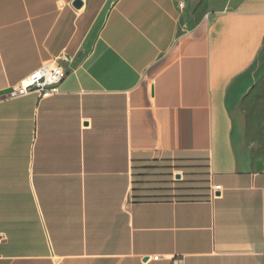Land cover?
<instances>
[{
  "label": "crops",
  "instance_id": "0c3cea01",
  "mask_svg": "<svg viewBox=\"0 0 264 264\" xmlns=\"http://www.w3.org/2000/svg\"><path fill=\"white\" fill-rule=\"evenodd\" d=\"M263 46L264 0H0V93L68 71L0 104V264H264L230 114ZM171 160L206 162L205 194L149 165Z\"/></svg>",
  "mask_w": 264,
  "mask_h": 264
},
{
  "label": "rangeland",
  "instance_id": "374dc122",
  "mask_svg": "<svg viewBox=\"0 0 264 264\" xmlns=\"http://www.w3.org/2000/svg\"><path fill=\"white\" fill-rule=\"evenodd\" d=\"M230 114L238 152L245 157L251 169L264 170V46L247 70L244 85L232 104ZM149 165L165 166V170L171 173L173 192L177 189V194L197 197L205 194L208 188L209 174L203 160H171ZM153 170L148 168L145 172ZM179 186L183 188L181 193Z\"/></svg>",
  "mask_w": 264,
  "mask_h": 264
},
{
  "label": "built area",
  "instance_id": "2783aa9c",
  "mask_svg": "<svg viewBox=\"0 0 264 264\" xmlns=\"http://www.w3.org/2000/svg\"><path fill=\"white\" fill-rule=\"evenodd\" d=\"M183 4L181 5V8ZM68 76L66 67L60 61H50L45 63L39 70L27 76L17 85L0 93V104L19 98L38 94L41 99L50 98L61 94V86ZM222 188L217 186L212 192V196H216L217 192H221ZM148 262L160 260L159 256L147 258ZM174 264H182L181 259L171 260Z\"/></svg>",
  "mask_w": 264,
  "mask_h": 264
},
{
  "label": "water",
  "instance_id": "95a60500",
  "mask_svg": "<svg viewBox=\"0 0 264 264\" xmlns=\"http://www.w3.org/2000/svg\"><path fill=\"white\" fill-rule=\"evenodd\" d=\"M75 6L76 7H78V8H80L81 6H82V2L81 1H76L75 2ZM180 176H178V178H179ZM220 194H217V196H219Z\"/></svg>",
  "mask_w": 264,
  "mask_h": 264
}]
</instances>
